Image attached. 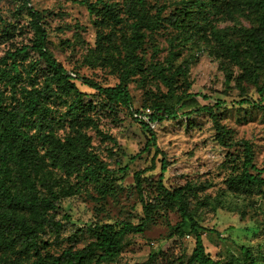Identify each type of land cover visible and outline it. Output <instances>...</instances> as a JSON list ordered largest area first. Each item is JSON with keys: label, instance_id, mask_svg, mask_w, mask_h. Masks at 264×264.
Wrapping results in <instances>:
<instances>
[{"label": "rangeland", "instance_id": "1", "mask_svg": "<svg viewBox=\"0 0 264 264\" xmlns=\"http://www.w3.org/2000/svg\"><path fill=\"white\" fill-rule=\"evenodd\" d=\"M111 1L117 3L123 21L116 24L110 20L100 27L105 34L100 53L96 42L100 15L91 14L86 5L72 0H0V106L9 111L23 109L25 89L44 84L45 65L42 60L35 65L38 55L34 51L18 57V71L8 56L35 36L30 6L41 13L48 48L68 72L104 86L118 83L128 63L126 44L133 34V19L126 12L128 0ZM146 1L151 15L160 13L161 25L155 30L144 29V41L137 50L142 68L128 77L134 111L74 80L77 91H68L70 85L65 83H54L56 94L45 101L50 120L46 129H38L37 117L23 124L34 138L35 161L27 170L35 191L39 197L56 195L58 206L49 210V216L62 222L57 228L46 226L40 233L39 254L80 249L99 237L97 226L123 220L138 224L147 216L144 230L125 232L119 254L100 264H187L195 236L190 221L181 216L180 202L164 203L162 183L169 190L182 187L189 213L208 228L201 230L203 243L217 264H247L243 247L257 264H264V185L233 182L242 172L243 140L252 145L256 166L264 168V90H259L264 64L254 65V54L240 35L244 29L258 26L260 14L229 13L220 2L202 13L193 0ZM192 19L203 22V27L189 30ZM223 28L239 42L248 74L229 55H220L222 46L215 30ZM177 67L184 72L173 74L175 90L171 94L162 74L170 76ZM75 96L80 100L72 105ZM159 102L174 105L179 116L151 122L161 150L155 155L154 146L144 150L149 133L136 118L142 114L150 122ZM204 105L213 107L216 119L229 131L225 142L219 140L216 119L208 112L185 115ZM72 106L91 118L82 130L90 136L89 150L113 170L109 179L94 177L92 162L90 168L68 173L53 156V142L69 143L75 137ZM164 158L168 165L162 172ZM23 180L24 175L17 174L7 185L12 191L29 193ZM1 201L0 190V210ZM177 228L185 234H179ZM11 258L23 259L18 254Z\"/></svg>", "mask_w": 264, "mask_h": 264}, {"label": "trees", "instance_id": "2", "mask_svg": "<svg viewBox=\"0 0 264 264\" xmlns=\"http://www.w3.org/2000/svg\"><path fill=\"white\" fill-rule=\"evenodd\" d=\"M76 3L87 6L91 14H96L100 17L96 20L99 26L97 30V47L100 53L103 52L105 34L101 32L100 27L108 25L110 20L112 23H120L123 17L120 16L117 8V3L111 0H72ZM198 5L199 12L205 13L219 2L226 4L229 13H245V11H254L260 14L259 24L256 27L244 29L247 44L254 54V65L260 67L264 64V0H229L225 3L222 0H193ZM99 3L102 6L99 7ZM128 15L133 19L131 28L133 34L131 40L126 44V57L128 63L125 70L119 76V82L114 85H101L97 80L87 77L76 76L68 72V70L57 60L54 53L48 48V32L41 22V13L33 7H29V13L32 17L33 29L35 36L30 44L23 45L21 48H16L15 51H9L8 56L11 57V66L18 71V57L28 55L29 50L34 51L38 55V60L44 62L42 69L44 84L41 87H32L25 89L26 103L24 108L17 111H9L5 107L0 106V190L2 196V209L0 210V264H100L103 259L116 257L119 254L120 238L125 232H141L147 224V216L140 223L134 224L130 221L123 220L120 223H105L97 226L99 237L85 245L80 249L68 248L60 254H39V235L45 230L46 226L59 227L61 220H56L49 216V210L55 209L58 206L56 195L52 198L39 197L35 191L34 183L28 173V166L35 161V144L34 138L24 128L23 124L37 117V127L39 130H44L49 125L50 120L47 114L46 99L51 95L56 94L54 83H65L70 85L68 91L76 90L77 87L74 80L81 81L82 84L96 89L103 94L111 103L120 104L124 107L133 110V96L128 86V77L130 74L137 73L142 68V58L138 55L137 50L142 46L145 32L147 30H155L160 27L161 21L159 18L151 15L147 10L146 0H128L127 10ZM187 15L189 14L186 11ZM194 21V22H192ZM205 23H209L205 22ZM204 23L200 20L192 19L187 27H203ZM182 27L186 26V22L181 23ZM215 29V28H213ZM192 31V30H191ZM215 32L221 41L220 55H229L240 67L245 69L248 74L249 66L243 60L239 51V42L228 36L226 28L216 29ZM192 33V32H191ZM34 67V66H33ZM176 72L183 73L181 67H177L175 72L167 76L162 74V79L169 87V92L174 93ZM251 75V74H250ZM253 77V76H252ZM255 81H258V74L254 75ZM227 79H230L228 75ZM264 90V81L259 88ZM0 100L1 91H0ZM78 96L73 99L72 105L78 102ZM246 102V101H244ZM73 107V106H72ZM264 109V105L261 106ZM71 126L75 129V137L69 143L53 142V156L58 158L68 173L80 171L88 166L89 162L95 165L92 167L94 177L100 178L103 175L104 179H109L113 173L111 168L99 159V157L89 150L90 136L82 129L90 125V117L80 114L79 108H70ZM163 111V113H162ZM208 112L214 119L216 114L212 106L204 105L197 109L185 112V115H190L193 112ZM138 112V110H137ZM178 110L174 105L165 102H159L154 105V111L150 114V122L144 119V115L139 114L136 118L140 122L142 128L149 133V138L146 142L144 150H148L151 146L155 147V155L161 150L157 145V136L151 126V122L160 121L165 117H178ZM217 136L223 143L229 131L224 129V126L216 119ZM245 158L242 161V172L233 178L234 183L264 185V168H258L254 163V154L252 145L248 140H243ZM138 154L133 155L136 158ZM154 161V159H153ZM167 162L165 158L162 160V172L167 170ZM152 167H154L152 165ZM19 170V173H16ZM127 168V166L125 167ZM18 174L24 175L23 183L29 193L12 191L7 185L8 181H12ZM139 180L140 173H136ZM161 192L164 203L171 205L173 201H179V211L183 219L190 221V232L195 236V247L187 264H217L218 260L213 259L208 252L205 251L201 230H208L201 226L189 213L186 200L184 198L182 187L169 190L160 183ZM145 214L148 212L146 204ZM179 234L184 235L185 232L177 228ZM13 232H15L13 234ZM243 250L248 258L247 264H257L256 260L251 255L248 248L243 247ZM18 254L22 256V260L12 259L11 256ZM31 256L36 258L31 260Z\"/></svg>", "mask_w": 264, "mask_h": 264}, {"label": "built area", "instance_id": "3", "mask_svg": "<svg viewBox=\"0 0 264 264\" xmlns=\"http://www.w3.org/2000/svg\"><path fill=\"white\" fill-rule=\"evenodd\" d=\"M145 118V117H144Z\"/></svg>", "mask_w": 264, "mask_h": 264}]
</instances>
